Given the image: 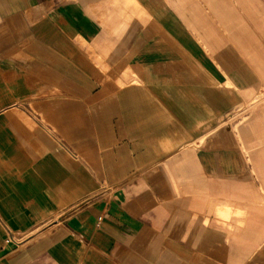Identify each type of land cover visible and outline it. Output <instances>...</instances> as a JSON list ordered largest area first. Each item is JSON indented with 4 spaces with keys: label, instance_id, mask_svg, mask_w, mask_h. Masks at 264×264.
I'll return each instance as SVG.
<instances>
[{
    "label": "crops",
    "instance_id": "crops-1",
    "mask_svg": "<svg viewBox=\"0 0 264 264\" xmlns=\"http://www.w3.org/2000/svg\"><path fill=\"white\" fill-rule=\"evenodd\" d=\"M219 3L0 0V264H264V110L227 120L259 80Z\"/></svg>",
    "mask_w": 264,
    "mask_h": 264
},
{
    "label": "rangeland",
    "instance_id": "rangeland-1",
    "mask_svg": "<svg viewBox=\"0 0 264 264\" xmlns=\"http://www.w3.org/2000/svg\"><path fill=\"white\" fill-rule=\"evenodd\" d=\"M225 1L228 3L208 4L206 7L211 12L214 24L222 31L219 34L246 58L259 80L254 88L246 92L244 102L228 115L229 124L242 125L247 118L252 121L264 110V0H223ZM260 141V145L264 146V133ZM251 167L253 178L257 180L264 195V188L261 186L264 181V165Z\"/></svg>",
    "mask_w": 264,
    "mask_h": 264
},
{
    "label": "built area",
    "instance_id": "built-area-1",
    "mask_svg": "<svg viewBox=\"0 0 264 264\" xmlns=\"http://www.w3.org/2000/svg\"><path fill=\"white\" fill-rule=\"evenodd\" d=\"M11 237H12V234H11ZM8 241V240H7Z\"/></svg>",
    "mask_w": 264,
    "mask_h": 264
},
{
    "label": "bare ground",
    "instance_id": "bare-ground-1",
    "mask_svg": "<svg viewBox=\"0 0 264 264\" xmlns=\"http://www.w3.org/2000/svg\"><path fill=\"white\" fill-rule=\"evenodd\" d=\"M247 119H248V118H247ZM247 119H246V120H247Z\"/></svg>",
    "mask_w": 264,
    "mask_h": 264
}]
</instances>
